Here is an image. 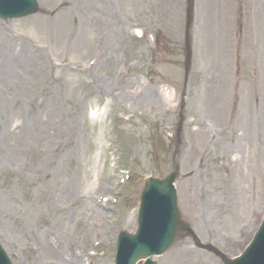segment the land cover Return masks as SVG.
Returning a JSON list of instances; mask_svg holds the SVG:
<instances>
[{"label":"rangeland","instance_id":"1","mask_svg":"<svg viewBox=\"0 0 264 264\" xmlns=\"http://www.w3.org/2000/svg\"><path fill=\"white\" fill-rule=\"evenodd\" d=\"M36 1L0 21L12 263L113 264L144 179L174 164L190 230L237 256L264 214V0H194L191 24L186 0ZM154 260L221 264L189 237Z\"/></svg>","mask_w":264,"mask_h":264},{"label":"water","instance_id":"2","mask_svg":"<svg viewBox=\"0 0 264 264\" xmlns=\"http://www.w3.org/2000/svg\"><path fill=\"white\" fill-rule=\"evenodd\" d=\"M15 1L4 0L1 2L0 8L5 7L15 12L19 5H16ZM33 9L34 7L25 13H29ZM0 16L7 17L8 15L0 12ZM11 16H15V14ZM174 179L175 174H171L164 181H147L142 195V210L139 213L140 216L143 213L139 230L135 237L130 240L125 239L122 245L123 253L128 256L125 259L127 260L126 264H132L139 257L161 253L173 244L177 230L181 226L176 204L174 205L172 188ZM118 263L125 264L122 258L118 260ZM0 264H9L1 252ZM225 264H264V229L260 235H257L243 259L226 261Z\"/></svg>","mask_w":264,"mask_h":264},{"label":"bare ground","instance_id":"3","mask_svg":"<svg viewBox=\"0 0 264 264\" xmlns=\"http://www.w3.org/2000/svg\"><path fill=\"white\" fill-rule=\"evenodd\" d=\"M88 210V209H87ZM92 210H95V206L94 205H91V211Z\"/></svg>","mask_w":264,"mask_h":264}]
</instances>
